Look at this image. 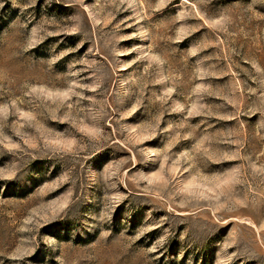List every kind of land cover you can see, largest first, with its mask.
<instances>
[{"label": "rangeland", "instance_id": "1", "mask_svg": "<svg viewBox=\"0 0 264 264\" xmlns=\"http://www.w3.org/2000/svg\"><path fill=\"white\" fill-rule=\"evenodd\" d=\"M0 264H264V0H0Z\"/></svg>", "mask_w": 264, "mask_h": 264}]
</instances>
